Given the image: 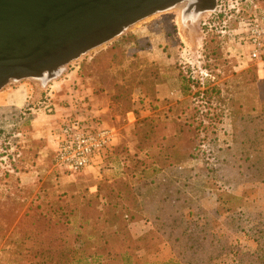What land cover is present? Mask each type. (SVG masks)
Listing matches in <instances>:
<instances>
[{"label":"rangeland","instance_id":"obj_1","mask_svg":"<svg viewBox=\"0 0 264 264\" xmlns=\"http://www.w3.org/2000/svg\"><path fill=\"white\" fill-rule=\"evenodd\" d=\"M253 10L264 11V0H214L207 9L182 0L130 23L52 76L10 79L0 88V264H28L46 250L38 242L54 235L43 224L47 217L74 240V256L151 229L139 209V169L164 148L175 165L202 171L190 194L226 245L216 264H241L264 228V181L239 165L235 171L225 148H235L233 118L262 105L264 66L248 58L238 38ZM13 90L16 107L8 104ZM60 106V119L104 109L99 120L117 133L99 163L95 156L73 175L52 164L49 119L33 120ZM196 143L200 157L184 161ZM162 242L142 259L167 263L170 247Z\"/></svg>","mask_w":264,"mask_h":264},{"label":"trees","instance_id":"obj_2","mask_svg":"<svg viewBox=\"0 0 264 264\" xmlns=\"http://www.w3.org/2000/svg\"><path fill=\"white\" fill-rule=\"evenodd\" d=\"M262 58L264 66V54ZM261 82L264 83V77ZM189 86L188 80L182 77V95L188 94ZM207 92L208 89L199 91L202 97H206ZM194 94L198 95L197 91ZM262 97L260 110L245 113L243 118L239 116V128L238 121L235 122L233 118L231 142L235 148L225 149L229 152L235 171L241 166L250 178L264 181V93ZM211 156L217 165L223 161L217 153H212ZM199 157L196 143L193 148L188 149L184 161H193ZM141 162L144 163V168L139 169L138 203L142 214L150 220L151 229L139 235L131 234L133 237L129 236L130 239L119 237L123 245L115 246L110 242L111 246L106 251L103 245L95 251L83 249L74 256L71 251L74 240L63 235L62 227L59 229L56 219L47 217L44 219L46 222L42 223L46 228L50 227L54 235L45 239V243L41 240L38 242L47 249L35 253L37 258L29 260L28 264H160L142 259V255L154 254L162 241L170 247V258L165 264H216V258L225 252L226 245L222 236L208 226L203 218V209L193 201L190 194L192 181L202 171L175 165L174 156L167 148H164V154L161 152L156 160L144 159ZM255 240L254 250L241 259V264H264V228L256 235Z\"/></svg>","mask_w":264,"mask_h":264},{"label":"water","instance_id":"obj_3","mask_svg":"<svg viewBox=\"0 0 264 264\" xmlns=\"http://www.w3.org/2000/svg\"><path fill=\"white\" fill-rule=\"evenodd\" d=\"M182 0H0V88L49 77L130 23ZM214 0H190L207 9Z\"/></svg>","mask_w":264,"mask_h":264},{"label":"built area","instance_id":"obj_4","mask_svg":"<svg viewBox=\"0 0 264 264\" xmlns=\"http://www.w3.org/2000/svg\"><path fill=\"white\" fill-rule=\"evenodd\" d=\"M241 22L238 38L247 46L248 58L263 67L264 11L253 10ZM98 110L89 108L85 113L79 110L67 113L57 123L51 160L62 173L73 175L82 171L95 156L99 157V163L105 151L114 144L116 130L98 119Z\"/></svg>","mask_w":264,"mask_h":264},{"label":"crops","instance_id":"obj_5","mask_svg":"<svg viewBox=\"0 0 264 264\" xmlns=\"http://www.w3.org/2000/svg\"><path fill=\"white\" fill-rule=\"evenodd\" d=\"M15 90H17V88L15 89ZM15 90H13V92L15 91ZM13 92H11L10 94H8V98H10V102L11 103H8V104H11L12 106L14 105L15 106V97H17L18 96V91L16 92L15 91V94H13ZM12 96H13V98H12ZM13 100V101H12ZM19 106V105H18ZM16 107V106H15ZM63 107H58V108H54V111L52 112V113H47V114H45L44 116L43 115H41V114H38L37 113V116L36 117H34V119L33 120H38L39 118H44V119H49V121H47V126L44 128L45 129V131H46V136H47V141H48V145L50 146V148L51 149H53L54 148V144H55V142H54V132H55V130H56V128H57V123L60 121V116H61V110H63L62 109ZM97 113L96 114H99V117H98V119H100V117L102 116V115H104V109H99L98 111H96ZM58 115H60V116H58ZM57 118V119H56ZM103 123V122H102ZM84 170V169H83Z\"/></svg>","mask_w":264,"mask_h":264},{"label":"bare ground","instance_id":"obj_6","mask_svg":"<svg viewBox=\"0 0 264 264\" xmlns=\"http://www.w3.org/2000/svg\"><path fill=\"white\" fill-rule=\"evenodd\" d=\"M182 4V3H181Z\"/></svg>","mask_w":264,"mask_h":264}]
</instances>
